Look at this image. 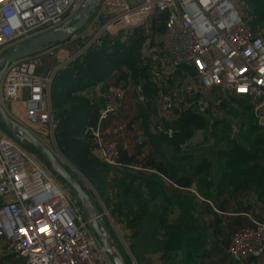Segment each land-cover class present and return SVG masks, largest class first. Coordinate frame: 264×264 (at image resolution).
<instances>
[{"label":"built area","instance_id":"1","mask_svg":"<svg viewBox=\"0 0 264 264\" xmlns=\"http://www.w3.org/2000/svg\"><path fill=\"white\" fill-rule=\"evenodd\" d=\"M85 1L0 0V56L58 28ZM242 7L241 0H97L91 18L66 41L7 65L0 78V104L6 112L19 104L22 123L8 115L55 148V76L100 46L104 37L112 40L143 29L141 60L156 90L153 132L172 138L171 123L178 113L217 115L231 98L244 97L264 133V39L251 30ZM160 25L162 33L154 30ZM69 47L76 51L69 53ZM129 93L135 104L146 103L142 87L133 85L130 75L119 85L100 83L90 95L102 98L96 125L87 129L94 154L113 167L120 166L119 149L108 136L125 127L116 116ZM112 119L114 127L103 129ZM77 205L50 179L34 153L0 130V252L16 255L22 264H112ZM226 253L235 264H253L263 257L264 220L248 216V225L232 233ZM130 264L137 262L132 259Z\"/></svg>","mask_w":264,"mask_h":264},{"label":"trees","instance_id":"2","mask_svg":"<svg viewBox=\"0 0 264 264\" xmlns=\"http://www.w3.org/2000/svg\"><path fill=\"white\" fill-rule=\"evenodd\" d=\"M241 2L249 27L264 39V0ZM154 30L163 32L161 25ZM145 34L143 29H135L112 40L104 37L100 46L91 48L55 76L51 85L52 113L57 122L55 145L59 154L91 183L109 207L114 223L123 225L131 240L142 235L149 218L156 226L155 235L159 233L157 246L161 249L162 262L217 264L210 252L200 246L205 230L198 222L199 205L195 201L196 195L186 190L194 187L196 193L208 201L214 197L249 193L264 198V133L256 125L247 99L231 98L222 111L225 116L238 120L237 131L248 150L230 140L233 129L229 121L211 124L213 129L220 130V140L224 144V148L214 154L217 174L211 172L212 160L190 154L187 149L195 133L209 126V115L180 112L171 123L172 138L153 132L156 90L149 82L147 68L141 60ZM114 74L116 79L111 80ZM127 75L131 76L133 85L142 87L147 100L144 105L136 103L133 108L127 97L121 105L116 120L125 127L108 136L116 141L119 149L117 163L120 166L113 167L101 162L94 154V144L87 129L96 125L102 104L89 94L100 83L103 87L119 85ZM124 117L128 120L126 123L122 121ZM244 118L247 120L243 121ZM112 121L105 122L103 129L114 127ZM135 136L144 137V141L133 144ZM28 148L37 154L31 146ZM212 205L216 207L213 202ZM162 233L164 239H161ZM225 262L235 264L228 255L223 256ZM22 263L14 254L0 253V264Z\"/></svg>","mask_w":264,"mask_h":264},{"label":"water","instance_id":"3","mask_svg":"<svg viewBox=\"0 0 264 264\" xmlns=\"http://www.w3.org/2000/svg\"><path fill=\"white\" fill-rule=\"evenodd\" d=\"M96 4L97 0H86L82 8L58 28L38 34L6 50V52L0 56V78L4 69L10 63L39 54L57 43L66 41L71 35L79 31L94 14ZM120 86L124 87L125 84H121ZM98 102L102 103L101 97L98 98ZM222 108L226 109V105L223 104ZM0 124L4 127L5 132L15 141L23 146H31L48 163L51 172L68 183L73 193V199L83 211L84 216L91 223V230L95 237H97L102 252L109 257L112 264H125L110 247L109 241L112 239V236L110 232L106 231L105 225L101 220L100 212L92 204L88 194H86L79 184L78 178L71 177L62 166L59 157L32 133L13 120L1 104ZM230 140L239 148L248 150V145L238 132H233ZM140 141H144V137L135 136L132 138L133 144H138ZM162 236L164 237L165 235L162 233ZM115 245L118 248L119 243L116 242Z\"/></svg>","mask_w":264,"mask_h":264},{"label":"crops","instance_id":"4","mask_svg":"<svg viewBox=\"0 0 264 264\" xmlns=\"http://www.w3.org/2000/svg\"><path fill=\"white\" fill-rule=\"evenodd\" d=\"M89 95H92V93H90ZM20 109H21L20 105L15 104L11 108L10 107L7 108V112L16 121L22 123L21 118L19 117V114H18V110ZM42 142L46 146H48L49 149L53 153L54 151H57V148L56 147L54 148V146L51 147L50 143L47 140H42ZM196 152L197 151L188 150V153L190 154H194ZM146 154L147 153H145L144 155ZM200 155L201 154L196 155V156H200ZM209 159L212 160V172L215 173L216 165L214 163V154L212 158L210 157ZM218 172L219 170H217V174ZM166 184H169V183L166 182ZM84 189L87 190V191L85 190L84 191L86 192V194H88L92 204L98 209V211L101 210L100 209L101 206L107 207V209L109 210V216H110V209L108 206H106L103 203V200L101 199V197L98 196V200H97L92 193H89V190L87 188H84ZM186 191L190 192L191 195L195 194L196 195L195 197L197 199L201 198L196 193V189L194 187ZM197 199H195V201L199 205V208H198L199 211H197L198 222L201 224V227H203V229L205 230V238H204V241H202L200 246L202 249L210 252V254L212 255L211 257L212 258L214 257L213 259L217 262V264H224L223 256L227 255L226 250H227L232 232L237 227L241 225H245L248 222V216L254 220H258V221L264 220V204H263L264 198H258L255 193H251V194L249 193L245 196H232L231 195L228 198L225 196L220 197V198L214 197L210 199L211 201L204 200L202 198L201 200L199 199L197 200ZM206 202H208L211 207L208 206ZM212 202L215 203L216 207L212 205ZM100 215H101L102 223L104 224V220L102 219L103 216L101 213ZM110 219L114 223L111 216H110ZM148 222H151L149 218L146 220L145 224ZM119 227L121 228L123 235L126 236V238L128 237L130 238L128 230H126L123 225H119ZM145 227L146 226H144L142 233L145 231ZM156 231L157 229H156V226L154 225V229L152 230V234H151V238H152L151 246L150 245L146 246L145 249L142 248L143 246L134 247V250H136L137 256L141 258V261L143 262L142 264H164V262L161 261V255H162L160 251L161 249H159V247L157 246L158 240L155 235ZM160 236H161V239L165 238V236L163 237L162 234H160ZM115 237L112 235V239H111L112 240L111 244H113L114 247H116ZM139 238H137L135 242H137ZM133 260L137 262L135 259ZM137 264L139 263L137 262ZM253 264H264V256L255 260Z\"/></svg>","mask_w":264,"mask_h":264},{"label":"rangeland","instance_id":"5","mask_svg":"<svg viewBox=\"0 0 264 264\" xmlns=\"http://www.w3.org/2000/svg\"><path fill=\"white\" fill-rule=\"evenodd\" d=\"M67 51L69 53H72V52L76 51V48L75 47H73V48L69 47ZM82 94L87 95L88 93L83 92ZM127 97H128L127 100L130 102V104H132V107L135 108L136 104H135V96H134V94L133 93H129V95ZM247 101L252 107V104L250 103V100L247 99ZM154 109H155V104H154ZM252 117L255 119L256 125L259 126L258 123H257V119L254 116L253 107H252ZM207 119H208V121L210 123L209 126L205 130L195 133V135L192 138V140L190 141V143H188L187 149L190 150V151H197L196 153H194L195 155L201 154L202 156H205L207 158L208 157L212 158L213 154H215V152L217 150H222L224 148V144L221 142L222 139L220 140V136H219L221 134L220 130L213 129L211 124H213L216 121H220V120L221 121H223V120L229 121V123L231 124V127L233 129V132H238L237 130H238V125L239 124H238V120L237 119H233L231 117L225 116L223 112L218 113L217 115L210 114L207 117ZM246 120L247 119H245V118L243 119V121H246ZM122 121L124 123H126V121H128V120H127L126 117H124L122 119ZM0 130L3 131L4 133H6L4 127L1 124H0ZM262 131H263V129H262ZM17 144L22 146L24 149H27L28 147H30V146H23V145H21L18 142H17ZM31 152H33V151H31ZM54 153L59 157V160L62 163V166L68 172V174L71 177H73V178H78V182L81 185V187L83 189L87 188L89 190V193H92L94 195V197L98 200V194L94 190V188L91 185V183L87 179H85L76 170V168L73 165L69 164L59 154V152L54 151ZM34 154L37 157L38 164L48 174V176L55 183V185H57V187L61 191H63L66 195L70 196L71 198H74L73 197V193H72L71 188L68 185V183L66 181H64L62 178L57 177L55 174H53L51 172V170H50V167H49L48 163L38 153L37 154L34 153ZM216 172H217V170H216ZM85 191H87V190H85ZM77 206H79V205H77ZM100 209L101 210H99V211H100V213L103 216L102 219L104 220V225H105V228H106L107 232H110L111 236L112 235L114 237L116 236L115 237V241L117 243H119L118 250H116L117 248L114 247L113 244H111L112 240H110L109 243H110V247L112 248V250H114V252L122 259V261L125 264H130V262L132 261V258L135 259L139 264H142L143 262L141 261V258H139L137 256L136 250H134V247L135 246L136 247L137 246L138 247L143 246L142 248L145 249L146 246H149V245L151 246L152 245L151 234H152V230L154 229L153 223L152 222L146 223L145 231L142 233L141 237L137 240V242H135L136 239L135 240H131L129 237L126 238V236L123 235V232H122L121 228L119 227V225L114 224L111 221L110 216H109V210L107 209V207L101 206ZM106 220H108V221H106ZM158 236H159V233L157 232L156 233V238ZM96 239H97V237H96ZM97 242H98V247L101 248V245H100L98 239H97ZM155 251H157V250H155ZM0 253H2V252H0ZM3 254H6V253H3ZM107 258L109 259L108 256H107ZM164 264H168V263H164ZM224 264H228V263L225 262Z\"/></svg>","mask_w":264,"mask_h":264},{"label":"snow or ice","instance_id":"6","mask_svg":"<svg viewBox=\"0 0 264 264\" xmlns=\"http://www.w3.org/2000/svg\"><path fill=\"white\" fill-rule=\"evenodd\" d=\"M242 91H243V90H242ZM21 231L24 232L25 230L22 229Z\"/></svg>","mask_w":264,"mask_h":264}]
</instances>
